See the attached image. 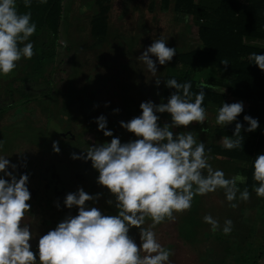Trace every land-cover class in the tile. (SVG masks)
Segmentation results:
<instances>
[{
  "label": "clouds",
  "instance_id": "clouds-1",
  "mask_svg": "<svg viewBox=\"0 0 264 264\" xmlns=\"http://www.w3.org/2000/svg\"><path fill=\"white\" fill-rule=\"evenodd\" d=\"M26 8L31 0H23ZM46 2V0H41ZM36 24L31 22V13L20 14L16 0H0V74L5 76L13 72L22 57L31 59L34 55L33 44L29 38L35 33ZM27 42V43H26ZM20 45H23L21 47ZM176 55V48L167 46L161 37L138 57L153 76L157 73L155 56L160 65L170 62ZM253 61L264 71V54L251 53ZM221 64L228 66L227 60ZM159 86L160 79H156ZM166 86L176 89L168 102L159 105L151 101L142 102V114L128 122L121 121V127L135 134L138 139L121 143L118 137L110 143L88 147L86 160L99 172L97 183L106 187L116 198L118 214L104 215L96 208L86 207V202L98 199L87 194L82 188L76 193H68L64 200L67 208H78V214L67 216L54 230L42 235L38 241V255L31 250L32 233L24 223L31 205V193L27 187L28 175L17 179L9 159L0 156V173L10 177V181L0 177V264H170L171 250L165 248L157 239L153 230L165 220L175 221L174 213L188 211L195 196L207 195L217 189H223L226 200L232 208L237 199L248 201L250 193L247 187L241 191L237 185L245 183L246 177L236 174L226 178L222 170L213 169L205 154V143L197 142L193 132L173 134V127H187L193 122L203 124L207 114L202 107L205 92L212 89L224 93L214 84L200 81V91L190 92L191 83H178L175 78L167 79ZM114 111H119L114 110ZM169 113L172 124L161 127L160 117L156 113ZM243 112V103H223L218 109L216 123L221 126L235 121ZM248 122V132L259 127L257 119L244 116ZM99 130L105 136H113L106 130L107 120L101 115L97 118ZM242 124L236 123L232 137H223L222 145L226 149L239 148L243 143ZM207 131V129H202ZM0 140V147L3 146ZM53 150L59 152L58 142H53ZM73 159H78L73 154ZM253 179L259 186H253L258 197L264 198V154L256 157L253 164ZM206 170V175H205ZM112 204V201H108ZM146 218L152 223L145 228ZM204 222L215 233L220 229L218 220L210 214L204 216ZM138 228L140 245L129 236L130 228ZM233 222L225 220L223 234L231 233ZM143 253V255H142Z\"/></svg>",
  "mask_w": 264,
  "mask_h": 264
},
{
  "label": "rangeland",
  "instance_id": "rangeland-1",
  "mask_svg": "<svg viewBox=\"0 0 264 264\" xmlns=\"http://www.w3.org/2000/svg\"><path fill=\"white\" fill-rule=\"evenodd\" d=\"M88 1L81 0L86 7H81L78 12L75 0H64L58 39L54 41L47 32L36 34V39L30 37L28 42L33 44L34 55L31 59H22L18 63L22 69L25 65L26 73L18 74L17 79L0 74V140L4 142L0 147V156L9 159L10 165H16L15 170L9 166L7 171L13 172L17 179L23 174L28 175L29 191L34 185L31 178L41 167L42 173L45 172L54 181L50 186L55 193H61V196H64V192L81 189L83 184H76V181L89 180L92 186H96V191L100 192V200L95 205L109 200L116 204L115 196L106 187L98 186L95 182L99 172L92 167V162L83 158L87 155L88 147L111 142V137L104 140V132L99 130L97 118L106 115L109 118L107 129L113 126L112 120L116 122V127H113L121 129L120 122H128L134 116L131 114L134 104L130 100L133 92L140 102L153 99L154 104H161L160 87L168 64L160 65L157 58L151 56L157 68V73L153 76L138 57L151 45V40L161 37L168 47L176 48V52L194 48L196 35L189 18L172 13L161 14L157 7L153 13L147 12L146 4L153 1L157 6L158 0H113L108 41L103 47L93 48L88 36ZM40 56L45 58L44 62L36 67L35 61ZM104 68L112 69L111 74L105 77L107 79L101 76L106 70ZM207 72L214 74L213 70ZM156 79H160L159 86ZM9 87L14 90L11 95L7 91ZM151 92L154 93L153 98L149 96ZM69 96L74 100H92L91 110L97 113L96 119H92V122L86 120L84 112L77 109L79 121L73 123L72 116L65 113V108L62 109V102ZM23 99L29 101L21 107L8 108ZM236 102L238 101L234 100ZM117 109L118 112L114 111ZM135 109L137 115L142 114L140 108ZM156 114L160 117L158 122L163 126L172 124L169 113ZM206 114L203 124L193 122L187 127H173L170 130L174 135L193 132L198 143L202 139H209L211 128L218 124L212 111ZM79 123L81 125H77ZM88 123L93 125L88 126ZM121 130L128 131L125 128ZM53 142H58V153L51 149ZM42 153L44 157L41 156ZM73 154L81 158L73 159ZM207 158L213 169L222 170L226 178L235 176L233 166ZM0 177L10 181V177L3 173H0ZM102 194L106 197L101 198ZM232 203L238 206L232 208L224 191L217 189L207 195L195 196L190 210L174 213V222L165 220L157 225L153 230L158 241L172 252L170 264L194 263L196 256L203 250V234L210 228L204 222L205 215L210 214L218 220L222 229L228 219L234 225L238 224L241 217L251 224L255 221V212L248 205L250 200H240L237 193V199ZM239 206L244 207L242 215L238 210ZM66 210L64 204L59 212ZM151 223V219L146 218L143 227L147 228ZM255 226L253 233L249 235V245L246 247L249 250L264 246V229H259L258 221ZM139 231L132 227L133 240L140 241ZM249 256L254 255L251 253ZM262 260L264 264V259Z\"/></svg>",
  "mask_w": 264,
  "mask_h": 264
},
{
  "label": "trees",
  "instance_id": "trees-1",
  "mask_svg": "<svg viewBox=\"0 0 264 264\" xmlns=\"http://www.w3.org/2000/svg\"><path fill=\"white\" fill-rule=\"evenodd\" d=\"M63 1L46 0L42 3L41 0H31V7L26 8L23 0H16L18 12L20 14L30 12L31 22L36 24V31L31 36L32 39H36V34L41 32H47L54 41L58 39L63 15ZM112 2L113 0H89L87 3V6H90L87 22L88 36L93 48L103 47L108 41ZM74 5L78 12L81 7H86L81 0H75ZM156 7L161 14L172 13L176 16L189 18L191 26L195 28L196 35L194 48L176 52L173 59L167 62L168 67L160 87L161 102L166 104L169 97L176 92V89L166 86L167 79L175 78L178 83H191L190 92L193 94V102L195 94L200 91L197 86L200 81L214 84L219 89H225L222 94L212 89H203L205 97L202 107L205 108L206 113L212 111L215 117L223 103L231 104L234 100L243 103V112L235 121L225 126H214L210 130L209 139H202V142L205 143L206 156L210 157L212 161L229 164L233 166V175L241 174L246 177V182L239 183L237 187L241 191L245 187L248 188L250 193L248 205L249 209H253L255 212V221L251 224L250 221L241 219L242 217L239 216L241 218H239L238 224H233L232 231L228 235L223 234L222 228L213 233L210 226L209 230L203 234L205 237L203 250L196 256L192 264H262L264 246L262 245L257 250H249L246 247L249 245V235L256 227L255 222H259V229H264V198L258 197L253 190L254 185L259 186L258 182L253 179V164L258 155L264 154V71H261L253 61L249 60L251 53L264 54V0H158L157 6L153 1L146 4V10L150 13H153ZM152 43L151 40L149 44ZM20 46L23 47V45ZM50 56L54 57L53 54ZM22 59L28 60L24 57ZM44 59L43 56H40L35 61L36 67L41 65ZM21 60L17 62V67L13 72L7 75L8 77L17 79L18 74L26 73L24 72L25 65L22 66L23 69L18 65ZM222 60L229 62L227 67L221 64ZM208 70H213L214 74L208 73ZM111 72L112 69H106L101 74L102 78L107 79L105 77H108ZM1 89L2 85H0ZM7 91L11 95L14 90L9 87ZM136 95L133 92L130 95L132 97L130 100L136 108H140L142 102L137 99ZM153 95L152 92L149 94L152 98ZM71 96L62 102V109L65 108L66 110L63 109L65 113L72 116L73 123L79 121L76 116L79 115L77 109L84 112L86 120L92 122V119H96L97 113L91 110L92 100L85 98L80 100L75 98L74 100L72 98L74 96ZM150 100L153 101V99ZM28 101V99L17 101L14 106L11 105L8 108L21 107ZM134 106L131 107L133 118L141 115L136 114ZM69 111L72 112L69 113ZM246 115L258 120L259 127L253 132L246 131L249 127L248 122L244 120ZM104 117L108 122L109 118L106 115ZM112 121L111 125L116 127V122ZM236 123L243 126L241 129L243 143L239 148L229 150L215 142L216 139L223 137L235 139L232 136ZM92 125L93 123H88V126ZM159 125L163 127L162 124L159 123ZM113 126L110 129L106 128L113 132V136H105L103 133L104 140L109 137L112 139L118 137L123 144L138 139L135 134L121 130L124 129L123 127L117 130ZM51 149L53 151L52 147ZM41 156L44 157L43 153ZM42 172L43 169L40 167L36 175H33V179L31 178L34 185L30 191L31 199L27 202L31 208L24 221L32 233L31 250L36 253L37 260L39 259V238L47 234L48 231L54 230L67 216L78 214L76 206L71 209L66 207V211L59 212L61 207H64L66 195L72 192L76 193L78 190L64 192V196H61V193H55L53 187L50 186L54 182L53 179ZM51 172L53 173V170ZM78 179L76 178V180ZM80 181L75 183L83 184L81 187L87 194L92 196L99 194L98 199L86 202L87 208L96 207L104 215L118 213L116 204H109L108 201L95 205L100 200V192L96 191V186H92L89 180ZM105 197L102 194L101 198ZM239 208L240 206L238 210L242 215L244 207ZM216 217L217 214H215ZM129 236L134 238L132 228L129 230ZM134 241L138 246L141 243L137 240ZM251 253L254 256L250 257Z\"/></svg>",
  "mask_w": 264,
  "mask_h": 264
},
{
  "label": "crops",
  "instance_id": "crops-1",
  "mask_svg": "<svg viewBox=\"0 0 264 264\" xmlns=\"http://www.w3.org/2000/svg\"><path fill=\"white\" fill-rule=\"evenodd\" d=\"M238 102H240V101H238ZM233 103H234V101H233ZM215 142L219 143V144H222L221 139H216Z\"/></svg>",
  "mask_w": 264,
  "mask_h": 264
}]
</instances>
